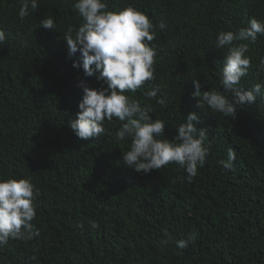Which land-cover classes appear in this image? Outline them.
I'll return each mask as SVG.
<instances>
[{"label":"trees","instance_id":"1","mask_svg":"<svg viewBox=\"0 0 264 264\" xmlns=\"http://www.w3.org/2000/svg\"><path fill=\"white\" fill-rule=\"evenodd\" d=\"M75 2L38 0L21 20V0H0V180L29 179L38 189L32 224L40 232L10 239L0 264H264V92L236 105L235 119L199 108L193 97V80L201 92L224 91L229 46L217 48V36L253 18L264 22V0H106L109 11L132 6L155 25L156 78L126 95L165 121L169 140L190 113L200 118L198 130L207 129V162L191 182L175 163L147 175L125 166L131 140L115 138L118 118L88 140L68 126L83 88L107 87L99 73L85 75L79 52L69 55L64 34L85 22ZM47 17L55 30L39 28ZM240 43L248 44L251 66L239 87L251 90L264 83V36ZM153 85L166 105L145 95ZM230 148L236 159L228 169L221 162ZM180 240L189 246L178 248Z\"/></svg>","mask_w":264,"mask_h":264},{"label":"clouds","instance_id":"2","mask_svg":"<svg viewBox=\"0 0 264 264\" xmlns=\"http://www.w3.org/2000/svg\"><path fill=\"white\" fill-rule=\"evenodd\" d=\"M38 7V0H21L19 18L24 20L30 10L36 11ZM74 8L85 22L78 30L70 27L64 34L69 55L79 52L85 75L91 77L99 73L97 78L104 81L107 87L83 88L78 118L69 123L70 129L82 140L100 138L107 131L105 121L112 122L118 118L122 123L114 134L115 138L119 141L131 140L129 150L122 152L125 166L147 175L175 163L186 170V178L191 182L198 170L205 166L210 147L206 146L207 129L198 130L196 127L200 123L199 116L196 113L188 114L187 122L176 128L178 135L169 140L165 138V121L153 119L150 106H142L138 100L126 95L156 78L154 64L157 50L149 43L155 38L153 22L132 6L120 12L109 11L106 0H76ZM159 27L163 30L166 25L161 22ZM39 28L55 30L54 18H44ZM258 35L264 36V22L255 18L251 19L247 28L238 29L235 33L222 31L218 34L216 47L229 46L220 80L224 91L201 92L200 82L193 80V97L199 98V108L207 106L214 112L235 119L236 105L256 102L257 96L264 92V83L255 84L251 90L239 87L251 66V57L246 55L248 44L234 46V42L255 43ZM5 39V32L0 29V43ZM73 67L79 68L81 65L77 62ZM259 67L264 70V59L260 60ZM159 93V86L153 85L145 95L149 99H156L160 105H166L167 96L160 94L158 97ZM228 93L233 99H229ZM227 157L221 163L231 169L236 159L235 151L230 148ZM37 195L38 189L29 179L0 180V247L10 239L32 240L40 235L32 224L36 217L34 201ZM192 239L194 237L189 238ZM189 240L177 241V247L186 249Z\"/></svg>","mask_w":264,"mask_h":264}]
</instances>
